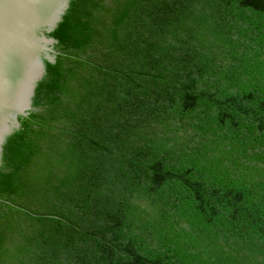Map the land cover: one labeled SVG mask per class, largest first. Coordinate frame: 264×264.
Returning a JSON list of instances; mask_svg holds the SVG:
<instances>
[{
	"label": "trees",
	"instance_id": "trees-1",
	"mask_svg": "<svg viewBox=\"0 0 264 264\" xmlns=\"http://www.w3.org/2000/svg\"><path fill=\"white\" fill-rule=\"evenodd\" d=\"M19 119L0 264H264V0H99Z\"/></svg>",
	"mask_w": 264,
	"mask_h": 264
},
{
	"label": "water",
	"instance_id": "water-1",
	"mask_svg": "<svg viewBox=\"0 0 264 264\" xmlns=\"http://www.w3.org/2000/svg\"><path fill=\"white\" fill-rule=\"evenodd\" d=\"M98 1L0 0V191L30 153L20 117L56 98V54L86 43Z\"/></svg>",
	"mask_w": 264,
	"mask_h": 264
}]
</instances>
